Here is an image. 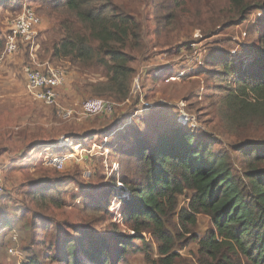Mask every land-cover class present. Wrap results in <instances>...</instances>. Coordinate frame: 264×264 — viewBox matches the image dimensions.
<instances>
[{
  "label": "trees",
  "instance_id": "16d2710c",
  "mask_svg": "<svg viewBox=\"0 0 264 264\" xmlns=\"http://www.w3.org/2000/svg\"><path fill=\"white\" fill-rule=\"evenodd\" d=\"M21 1L0 0V5L19 10ZM32 1L61 19L62 37L51 45L52 59L103 68L104 80L84 89L91 97L117 104L141 103L143 93H133V63L137 54L148 50L151 21L154 46L163 49L173 44L164 40L193 24L201 36L211 38L217 31L245 26L253 14L260 16L255 33L261 37L238 56L219 47L205 67L181 76L183 81L205 80L204 104L209 103L205 124L226 133L230 145L219 143L224 148L216 151L218 143L208 133H196L179 122L176 109L147 110L150 113L143 120L116 128L107 144L121 166L120 182L129 196L121 188L116 193L115 184L85 194V225L68 224L69 234L50 233L54 240L47 250L55 253L39 259L26 248L29 258L22 264H85L81 255L92 264H125L152 241L157 256L146 253L147 264H178L185 240L197 241V264H264V0H231L230 7L220 12L213 9L208 21L200 17L196 22L192 11L202 1L211 11L212 0ZM5 43L6 36L0 39V49H5ZM181 46L180 50L185 47ZM234 156L240 168L235 167ZM62 182L38 180L29 194L42 209H62ZM115 198L122 219L120 224L107 225L117 215L111 211ZM181 199L187 201L183 207ZM201 215L212 225L202 237L195 232ZM97 225L103 229L97 230ZM121 225L128 235L121 234Z\"/></svg>",
  "mask_w": 264,
  "mask_h": 264
},
{
  "label": "rangeland",
  "instance_id": "374dc122",
  "mask_svg": "<svg viewBox=\"0 0 264 264\" xmlns=\"http://www.w3.org/2000/svg\"><path fill=\"white\" fill-rule=\"evenodd\" d=\"M230 2L231 0H212L210 11V6H206V2L202 1L197 5L199 7L192 11L191 19L196 22L197 18L201 17L208 21L213 15V9L220 12L230 7ZM18 5H21L19 10L4 9L0 5L2 41L7 36L8 23L21 15L25 6L36 11L43 19V27L35 46L22 45L16 54L6 56L0 64V175L5 186V195L0 198V264L24 263L29 258L24 251L26 248L35 251L39 259L54 254L55 252L47 250L49 243L54 240L49 236L50 233L62 230L69 234L71 231L67 229L68 224H72L74 228L85 225V194H95L101 187L115 184L116 193L121 188L126 196H129L120 182L121 166L117 157L112 156V150L107 149V144L114 138L112 136L116 128H123L137 119L140 121L147 117L146 113L150 111H143L141 103L143 105V102H146L151 108L162 106L165 109H176L179 111L178 121L186 115L188 124L193 121L196 133H208L211 141L218 143L215 146L216 151L224 148L219 146V143L230 145L232 140L226 133L205 124L208 121L205 111L209 105L204 104L205 80L189 77L183 81L181 76L205 67L217 49L224 48L238 56L244 48L247 49L248 44L261 37L255 33L256 21L260 16L253 14L245 26L217 31L211 38L201 36L198 25L193 24L178 35L164 40L172 41L173 44L163 49L154 46L155 37L152 33L155 24L151 21L148 25V50L145 55L137 54L133 63L136 69L133 83L138 80L143 102H139L137 107L132 102L117 104L111 99L102 98L116 104L114 114L92 117L81 115L64 120L57 109L46 107L28 95L24 68L28 65L51 66L66 72L67 82L62 89L63 102L60 104L65 109L77 112L85 102L101 99L91 97L84 86L103 81L105 71L101 67L82 68L73 66L67 60L52 59L51 45L62 37L61 19L57 15L50 16L48 12H43L41 5L32 0H22ZM181 45L185 47L180 50ZM151 49H154L153 53ZM3 53L4 47L0 49V55ZM176 111H172L173 117L176 116ZM137 112L139 114H136ZM78 141L82 145L76 147ZM55 156L67 157L63 168L58 169L51 164V159ZM234 163L236 168H240L241 162L236 156ZM41 179H47L53 185L63 181L62 209H42L32 200L29 193L37 185L36 181ZM113 180H116V183ZM117 199L113 200L111 208L112 212L117 213L116 218L107 225L120 224L122 219L118 212L120 203L116 202ZM186 204L187 201L181 199V207ZM102 226L97 225L96 229L102 230ZM211 228V221L207 216L198 217L195 232L200 237ZM119 230L122 235L130 233L123 225ZM144 236L151 242L150 236ZM188 237L190 239L191 236ZM151 243L150 247L143 246L144 252L132 254L125 264H147L146 253L157 256V245L153 241ZM137 244L141 245L139 241ZM183 245L185 246L179 249L181 259L178 264H197V241L185 240ZM80 258L83 263L92 264L84 256L81 255ZM45 264L53 263L47 261Z\"/></svg>",
  "mask_w": 264,
  "mask_h": 264
},
{
  "label": "built area",
  "instance_id": "2783aa9c",
  "mask_svg": "<svg viewBox=\"0 0 264 264\" xmlns=\"http://www.w3.org/2000/svg\"><path fill=\"white\" fill-rule=\"evenodd\" d=\"M42 27L43 19L36 11L25 6L23 13L10 22L4 53L0 55V64L4 62L6 56L16 54L22 45L35 46ZM24 75L26 79L25 88L28 95L46 107L57 109L60 117L64 120H70L76 118V116L81 117V115L92 117L97 115H112L115 113L116 104L102 98L85 102L79 112L73 109L63 108L60 104V92L67 82L66 72L63 70L55 69L51 66L39 67L28 65L24 68ZM133 93L135 95L142 94L138 80L133 83ZM141 101L143 102V98ZM149 109H152L151 105L143 102L142 110L147 111ZM136 114H139V112ZM179 122L195 129L193 121L189 124L187 123L186 115L179 118ZM66 159L67 157L55 156L52 157L51 164L61 169ZM4 195L5 186L0 175V198ZM10 253L13 254L14 252L10 251Z\"/></svg>",
  "mask_w": 264,
  "mask_h": 264
},
{
  "label": "crops",
  "instance_id": "0c3cea01",
  "mask_svg": "<svg viewBox=\"0 0 264 264\" xmlns=\"http://www.w3.org/2000/svg\"><path fill=\"white\" fill-rule=\"evenodd\" d=\"M63 89V88H62ZM63 91L61 90V92H60V99H61V101L63 102V93H62ZM64 145V144H63ZM76 147H79V146H76Z\"/></svg>",
  "mask_w": 264,
  "mask_h": 264
}]
</instances>
